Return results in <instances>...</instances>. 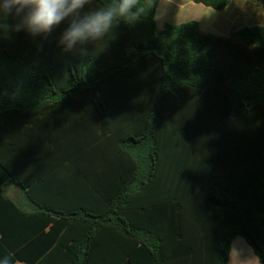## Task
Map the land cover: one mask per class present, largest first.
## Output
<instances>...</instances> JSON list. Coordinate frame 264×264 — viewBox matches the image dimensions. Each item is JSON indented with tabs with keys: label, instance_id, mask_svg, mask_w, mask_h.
<instances>
[{
	"label": "trees",
	"instance_id": "1",
	"mask_svg": "<svg viewBox=\"0 0 264 264\" xmlns=\"http://www.w3.org/2000/svg\"><path fill=\"white\" fill-rule=\"evenodd\" d=\"M159 1L83 54L0 14V258L228 264L240 235L264 264V27L159 29Z\"/></svg>",
	"mask_w": 264,
	"mask_h": 264
},
{
	"label": "clouds",
	"instance_id": "2",
	"mask_svg": "<svg viewBox=\"0 0 264 264\" xmlns=\"http://www.w3.org/2000/svg\"><path fill=\"white\" fill-rule=\"evenodd\" d=\"M154 4L155 0H106L101 4L96 0H0V14L18 17L14 30L33 37L46 38L67 20L59 45L64 52L83 54L86 49L81 46L103 39L120 23L134 26L141 22ZM0 264H13L11 254L0 258Z\"/></svg>",
	"mask_w": 264,
	"mask_h": 264
},
{
	"label": "crops",
	"instance_id": "3",
	"mask_svg": "<svg viewBox=\"0 0 264 264\" xmlns=\"http://www.w3.org/2000/svg\"><path fill=\"white\" fill-rule=\"evenodd\" d=\"M166 10L161 16L162 25L158 23L159 5L156 13V23L159 29H163L167 23L182 24L189 21L200 23L205 33L221 37H229L231 33L242 27L262 26L264 27V0H231V3L222 11L214 10L203 4L194 3L191 0H164ZM7 190V195L12 190ZM19 190H17V196ZM13 197H11L14 200ZM228 264H262L252 247L245 238L238 235L232 242Z\"/></svg>",
	"mask_w": 264,
	"mask_h": 264
},
{
	"label": "rangeland",
	"instance_id": "4",
	"mask_svg": "<svg viewBox=\"0 0 264 264\" xmlns=\"http://www.w3.org/2000/svg\"><path fill=\"white\" fill-rule=\"evenodd\" d=\"M166 5H167V3L164 0H161L160 6H159V13H158V23H159V25H162L163 19H162L161 16L163 15L164 11L166 10ZM9 195L11 197H13L14 199H16L17 190L13 189L12 191L9 192Z\"/></svg>",
	"mask_w": 264,
	"mask_h": 264
}]
</instances>
